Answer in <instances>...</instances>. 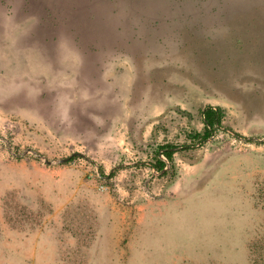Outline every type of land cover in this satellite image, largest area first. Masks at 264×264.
<instances>
[{"label": "rangeland", "instance_id": "374dc122", "mask_svg": "<svg viewBox=\"0 0 264 264\" xmlns=\"http://www.w3.org/2000/svg\"><path fill=\"white\" fill-rule=\"evenodd\" d=\"M0 264H264V0H0Z\"/></svg>", "mask_w": 264, "mask_h": 264}, {"label": "trees", "instance_id": "16d2710c", "mask_svg": "<svg viewBox=\"0 0 264 264\" xmlns=\"http://www.w3.org/2000/svg\"><path fill=\"white\" fill-rule=\"evenodd\" d=\"M91 16H95V15L91 14ZM177 110L180 113L191 117V114L188 111L183 110L180 107H178ZM200 112L202 116L203 129L202 130L193 129L187 133L186 136L187 139L190 140V143L186 142L181 145H175L171 142H166L158 146V148L155 151V162L152 165L156 170L163 171L165 170V167H167L168 164H170L171 167H174V155L177 151L187 148H193L196 145H203L205 142H207L210 138H212L215 135L216 131L220 129L228 130L238 138H243L245 140H252L251 137H246L234 131L233 129L227 127L224 124L225 109L221 105L207 104L201 109ZM73 156L74 155L68 157L66 160L69 161L73 159ZM114 171L115 170H112L109 176H113ZM100 172L101 174H103L102 171Z\"/></svg>", "mask_w": 264, "mask_h": 264}, {"label": "water", "instance_id": "95a60500", "mask_svg": "<svg viewBox=\"0 0 264 264\" xmlns=\"http://www.w3.org/2000/svg\"><path fill=\"white\" fill-rule=\"evenodd\" d=\"M66 159H61V160H58V162H63V161H65ZM49 162V161H48Z\"/></svg>", "mask_w": 264, "mask_h": 264}]
</instances>
